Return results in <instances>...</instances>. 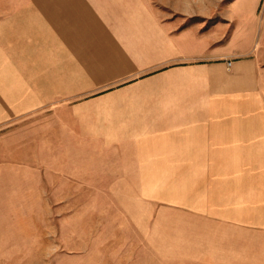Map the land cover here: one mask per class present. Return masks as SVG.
<instances>
[{
  "label": "crops",
  "instance_id": "crops-1",
  "mask_svg": "<svg viewBox=\"0 0 264 264\" xmlns=\"http://www.w3.org/2000/svg\"><path fill=\"white\" fill-rule=\"evenodd\" d=\"M9 118L16 148L0 135V160L56 162L57 137L79 140L48 187L144 188L142 221L119 220L111 243L91 221L38 231L28 243L44 264H264V0H5L0 122ZM41 200L48 217L70 218L71 197ZM169 202L170 233L152 225L167 215L152 204ZM5 203L0 251L22 250L9 245L22 231L8 230Z\"/></svg>",
  "mask_w": 264,
  "mask_h": 264
},
{
  "label": "rangeland",
  "instance_id": "rangeland-1",
  "mask_svg": "<svg viewBox=\"0 0 264 264\" xmlns=\"http://www.w3.org/2000/svg\"><path fill=\"white\" fill-rule=\"evenodd\" d=\"M5 0H0V3ZM16 122L14 119L9 118L6 121L0 122V135L6 138L5 145L8 148V152H12L16 148ZM57 136L60 133H56ZM62 137L55 139V146L57 151L61 152L55 156L56 162L51 160L52 156L47 154H40L37 156L32 155H19V154H7L2 156L1 163H8L7 169L0 168V198H4L7 203L6 209L2 215H7L8 230H20L22 234L8 235L9 244L15 246L18 242L23 243L22 250L8 249L6 251H0V264H44L45 258L48 256L44 250H33L28 242L33 241L37 236V232L44 228L50 227L56 228L63 226H69L73 229H78L85 222H90L93 227V234H95L96 227L101 230L104 243H111L113 232H118V221L120 220L123 225V221L139 222L140 219L133 218L134 214L138 215L143 211L144 203V188H95V187H65V186H53L48 187L46 184L50 180H56V182H62L63 177L60 174H64L60 169L64 168V147L70 146L73 148L79 147V140H71V144H65ZM30 142V140H29ZM38 147H42L40 142ZM0 147L3 148L2 141H0ZM12 150V151H11ZM73 159L78 158V155L68 156ZM6 158V160H5ZM56 167L57 170L53 168ZM39 183V186L36 184ZM153 190V188H152ZM167 192V196L174 195V187L162 188ZM173 192V193H172ZM64 196L71 197V201L66 203V211L69 209L71 214L70 218L64 220L63 216H47V213L42 209L43 200L54 197L56 199H63ZM171 197H169L170 199ZM174 198V197H172ZM88 199V202H85ZM40 200L39 202H35ZM4 204V205H5ZM58 205V204H56ZM153 205L154 210H161L166 212L165 218H153L152 225L165 227L167 232H174L175 226V208L174 203L169 202L160 206ZM14 206L22 207L20 209L22 213H16L13 209ZM93 207V211L90 214L92 218H86V213L82 212V207ZM98 213L96 214V208ZM57 213L59 212L56 209ZM134 212V213H133ZM125 216L127 219H120ZM128 216L131 218L129 219ZM20 217V218H19ZM96 217H98L96 219ZM21 227V229H19ZM95 242V238L92 240Z\"/></svg>",
  "mask_w": 264,
  "mask_h": 264
}]
</instances>
